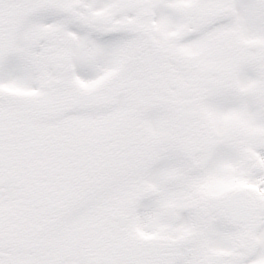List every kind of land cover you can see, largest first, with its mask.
Instances as JSON below:
<instances>
[{
    "label": "snow or ice",
    "instance_id": "1",
    "mask_svg": "<svg viewBox=\"0 0 264 264\" xmlns=\"http://www.w3.org/2000/svg\"><path fill=\"white\" fill-rule=\"evenodd\" d=\"M0 264H264V0H0Z\"/></svg>",
    "mask_w": 264,
    "mask_h": 264
}]
</instances>
